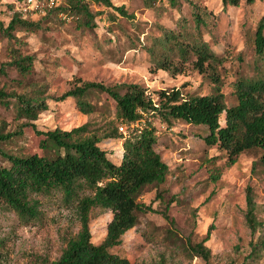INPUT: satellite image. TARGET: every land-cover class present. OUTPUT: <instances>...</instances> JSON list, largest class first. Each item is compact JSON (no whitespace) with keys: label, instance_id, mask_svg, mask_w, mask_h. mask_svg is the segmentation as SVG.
<instances>
[{"label":"rangeland","instance_id":"obj_1","mask_svg":"<svg viewBox=\"0 0 264 264\" xmlns=\"http://www.w3.org/2000/svg\"><path fill=\"white\" fill-rule=\"evenodd\" d=\"M146 1L112 0L115 6H124L129 16L100 4L93 5L97 27L85 28L78 26L79 20L66 15L45 17L25 12L23 0H0V21L5 25L15 13L42 25L36 33H17L25 42L20 47L22 53L35 57L34 70L27 79L10 63L12 44L0 32V89L24 93L34 85L43 88L49 108L35 122L40 131L56 128L70 131L88 124L89 131L99 135L110 122H116V105L108 95L91 92L87 97L91 105L89 113L82 111L73 99L55 100L78 80L110 86L139 84L156 100L158 92L173 88L192 95L214 93L212 82L192 63L186 64L183 74L172 75L156 70L145 50L161 34L162 27L177 30L180 23H193L189 2L178 0V6H172L169 0H155L150 7ZM192 1L207 13L209 24L203 28V37L215 54L224 56L223 65L218 66L221 92L226 104L234 106L238 102L234 93L238 80L257 77L258 64L264 71V61H258L253 41L264 17V1L249 4L242 0L239 6L227 9L222 0ZM15 113L13 107L0 104V130L4 133L16 131L26 122L18 120ZM150 121L158 137L156 150L169 166L167 181L143 189L138 200L152 205L155 212L141 214L138 225L111 252L136 264H264V247L254 253L251 247V241L264 239V168L254 167L261 150L245 151L234 165L227 166L228 153L203 140L209 134L206 127L179 121L169 127L155 117H150ZM120 125L128 132L131 129L124 123H116ZM42 139L25 127L21 136L0 141V165L8 164L1 151L21 156L43 154ZM122 141L103 139L100 143L116 164L121 161ZM218 169L221 177L214 181ZM249 186L256 196L257 218L263 225L255 236L245 219ZM38 198L41 220L28 225L0 203V264H47L57 260L69 236L79 232L80 223L74 210L64 206L60 195ZM166 212L174 225L166 218ZM112 218L109 210L92 211L90 228L94 244L104 241ZM211 227L206 242L211 258L206 261L194 256L191 246L202 242Z\"/></svg>","mask_w":264,"mask_h":264},{"label":"trees","instance_id":"obj_2","mask_svg":"<svg viewBox=\"0 0 264 264\" xmlns=\"http://www.w3.org/2000/svg\"><path fill=\"white\" fill-rule=\"evenodd\" d=\"M154 1L146 2L152 7ZM187 1L192 7L193 23H180L177 30L162 27L161 34L145 46V50L156 70L172 75L183 74L186 64L192 63L214 85L212 94L192 95L184 93L181 88H173L158 92L156 100L139 84L110 86L78 80L55 100L73 99L82 111L89 113L91 105L87 97L91 92L101 91L108 95L116 105V122H110L105 132L99 135L90 132L88 124L70 131L60 128L40 131L35 122L49 108L43 88L34 85L24 93H8L0 89V104L13 107L16 118L26 121L14 132L0 130V141L21 136L25 127L43 137L40 141L43 154L21 156L1 151L8 164L0 165V203L13 211L20 222L28 225L41 220L39 196L60 195L64 206L74 210L80 223L79 232L69 236L61 256L47 264H136L111 250L120 246L124 235L138 225L141 214L155 212L152 205L138 200L143 189L167 181L169 166L156 150L158 137L150 117L169 127L178 121L206 127L209 134L203 140L228 153L227 166L234 165L245 151L259 149L262 155L254 167L264 168V71L258 64L257 77L239 79L234 92L238 102L228 106L221 92L222 81L218 73L224 56L215 54L203 37V28L209 24L207 13L192 0ZM246 1L253 4L256 0ZM241 2L222 0L224 9L239 6ZM169 3L178 6V0H169ZM99 4L122 16H129L124 6H115L112 0H67L42 15H66L79 20V27L96 28L97 13L92 12L91 7ZM41 28L40 22L25 19L19 13L14 14L8 25L0 21V32L12 44L10 63L23 79L32 74L35 57L22 53L20 47L25 42L17 33H36ZM253 41L258 61H264V17L258 23ZM119 122L131 128L127 134L119 131L116 126ZM103 139L123 140L119 164L111 161L101 148ZM220 177L218 169L213 180L218 181ZM246 205V223L255 236L263 225L257 218L258 204L250 186L246 190ZM96 208L113 214L106 238L99 245L92 242L90 228L91 213ZM165 216L174 225L168 212ZM211 229L202 242L191 246V253L206 261L211 258V251L206 246ZM251 247L253 253L258 251L264 247V239L259 238L255 243L251 241Z\"/></svg>","mask_w":264,"mask_h":264},{"label":"built area","instance_id":"obj_3","mask_svg":"<svg viewBox=\"0 0 264 264\" xmlns=\"http://www.w3.org/2000/svg\"><path fill=\"white\" fill-rule=\"evenodd\" d=\"M26 6L25 12H34L35 14H44L45 11L49 8L58 6L61 3L66 2L67 0H23ZM127 127V126H126ZM119 131L127 134L128 129H125L124 125L119 126Z\"/></svg>","mask_w":264,"mask_h":264},{"label":"crops","instance_id":"obj_4","mask_svg":"<svg viewBox=\"0 0 264 264\" xmlns=\"http://www.w3.org/2000/svg\"><path fill=\"white\" fill-rule=\"evenodd\" d=\"M122 146H123V144H122V142H121V149L123 148Z\"/></svg>","mask_w":264,"mask_h":264}]
</instances>
